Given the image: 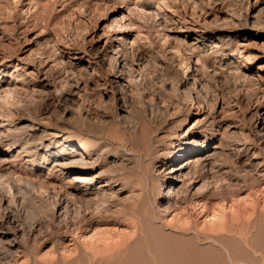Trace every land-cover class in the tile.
Masks as SVG:
<instances>
[{
	"label": "rangeland",
	"instance_id": "1",
	"mask_svg": "<svg viewBox=\"0 0 264 264\" xmlns=\"http://www.w3.org/2000/svg\"><path fill=\"white\" fill-rule=\"evenodd\" d=\"M262 210L264 0H0V264H264Z\"/></svg>",
	"mask_w": 264,
	"mask_h": 264
},
{
	"label": "bare ground",
	"instance_id": "2",
	"mask_svg": "<svg viewBox=\"0 0 264 264\" xmlns=\"http://www.w3.org/2000/svg\"><path fill=\"white\" fill-rule=\"evenodd\" d=\"M59 143H62V144H66L68 143L67 147H69V152H65L66 150L64 149V147H61L60 151H57V152H51L50 151V154L54 157V162H55V165H64V164H69V165H77L79 166V170L80 171H83L85 168H88L90 167L89 166V162L85 159V155L88 154V150H84L83 149H80V147H75L74 144H73V141L69 140V139H66L65 137H62L60 140H59ZM205 146V145H204ZM190 152V146H189V143L186 142L183 146L179 147V148H176L171 155H173L175 157V159H178V158H183L186 156V154ZM69 154V155H68ZM214 154V153H213ZM212 153H209L207 154V156L205 157V160H208L210 159L209 157H211ZM189 156V155H188ZM187 158H184L179 165L177 164H172L170 166V170L167 172V173H175L177 172L178 170L182 169V168H185L187 167L188 163L185 162ZM204 162V161H203ZM203 162L201 163L203 165ZM196 173H200V169L196 170L195 171ZM194 178V177H193ZM173 193V192H172ZM236 209V208H235ZM234 211V210H233ZM237 212V211H236ZM235 211L233 212V215H237V213H235ZM261 217L264 218V210H262L261 212ZM220 215V216H219ZM224 213L221 215V214H218L216 216V224L218 226H222V227H226L227 224H225L223 218L226 216H224ZM153 216V215H152ZM154 217V216H153ZM226 218V217H225ZM226 220V219H225ZM214 223V222H213ZM227 223V222H226ZM165 234V233H164ZM173 234V233H172ZM171 237V236H170ZM102 239V238H101ZM111 239V238H110ZM107 240V239H106ZM136 240V239H135ZM143 240V239H142ZM179 240V239H178ZM192 240V239H191ZM107 243H109L108 241H106ZM135 242V241H134ZM139 242V241H138ZM190 242V240H189ZM106 243V244H107ZM132 243V242H131ZM125 244V241H122V240H115L114 239V242L113 243H110L108 244V249L109 250H112V249H116V248H120L122 245ZM175 244V243H174ZM133 246V245H132ZM130 246V247H132ZM120 250V249H119ZM122 250V249H121ZM185 250V249H184ZM118 251V250H117ZM125 251V250H124ZM159 251V250H158ZM123 252V251H122ZM127 252V250H126ZM187 252V251H186ZM189 252V251H188ZM194 252V251H193ZM185 253V252H184ZM164 255V254H163ZM187 256V255H186ZM106 258V257H105ZM109 259V258H108ZM114 259V258H113ZM86 260V258H85ZM111 260V259H110ZM180 261V260H179ZM105 262V261H103Z\"/></svg>",
	"mask_w": 264,
	"mask_h": 264
}]
</instances>
